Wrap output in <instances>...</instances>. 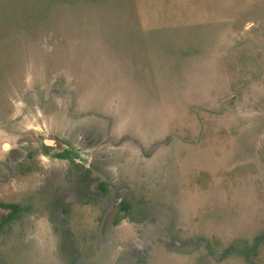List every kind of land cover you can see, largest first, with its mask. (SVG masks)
<instances>
[{
    "label": "rangeland",
    "instance_id": "rangeland-1",
    "mask_svg": "<svg viewBox=\"0 0 264 264\" xmlns=\"http://www.w3.org/2000/svg\"><path fill=\"white\" fill-rule=\"evenodd\" d=\"M0 70V264H264V0H0Z\"/></svg>",
    "mask_w": 264,
    "mask_h": 264
},
{
    "label": "flooded vegetation",
    "instance_id": "flooded-vegetation-1",
    "mask_svg": "<svg viewBox=\"0 0 264 264\" xmlns=\"http://www.w3.org/2000/svg\"><path fill=\"white\" fill-rule=\"evenodd\" d=\"M1 73H2V70H0V76H1ZM1 79H3V78L1 77ZM78 177L80 178V175Z\"/></svg>",
    "mask_w": 264,
    "mask_h": 264
},
{
    "label": "trees",
    "instance_id": "trees-1",
    "mask_svg": "<svg viewBox=\"0 0 264 264\" xmlns=\"http://www.w3.org/2000/svg\"><path fill=\"white\" fill-rule=\"evenodd\" d=\"M253 246H254V244H253Z\"/></svg>",
    "mask_w": 264,
    "mask_h": 264
}]
</instances>
